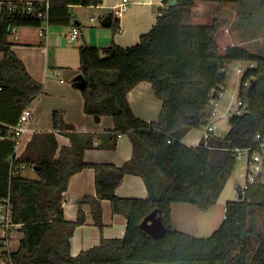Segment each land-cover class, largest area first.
I'll return each instance as SVG.
<instances>
[{
    "label": "trees",
    "instance_id": "16d2710c",
    "mask_svg": "<svg viewBox=\"0 0 264 264\" xmlns=\"http://www.w3.org/2000/svg\"><path fill=\"white\" fill-rule=\"evenodd\" d=\"M196 1L163 0L156 23L132 46L113 41L103 47H79L80 69L86 79L81 89L85 111L111 115L114 120L112 132L99 134L103 139L110 137L101 146L116 147L119 133L131 138L133 156L122 166L84 161V151L93 146L96 135L76 130L65 120L63 110L53 112V130L35 132L23 153L16 156L17 141L7 133L8 127L43 93L44 85L31 76L12 49L10 28L39 26L45 20L0 10V195L11 196L13 218L23 232L19 248L10 254L13 264H264V181L251 186L242 200L227 202L226 216L210 236L199 237L173 224V203L206 209L217 202L238 161L234 149L256 144L257 133L264 132V56L241 46L220 53L215 38L229 19L219 15L211 25L200 26L197 41L189 40L196 36L195 27L189 25ZM100 2L49 0L48 21L66 24L70 6ZM176 14L181 15L179 23ZM235 59L256 61L240 79L239 97L248 102L247 111L230 116L224 136L211 135L198 145L186 144L183 139L191 130L209 123L211 92L225 85ZM141 81H149L162 101L157 119H144L132 107L129 92ZM56 131L71 140L59 153ZM21 165L34 167L38 177L12 175ZM87 166L96 170L97 194L84 196L80 204H91L95 223L102 228V200L108 198L112 210L124 214L128 224L124 236L103 237L98 245L73 255L71 237L85 222V214L80 209L76 220L65 218L64 192L71 176ZM127 173L143 177L147 197L117 195L116 188ZM155 209L166 226L158 238L140 227Z\"/></svg>",
    "mask_w": 264,
    "mask_h": 264
},
{
    "label": "crops",
    "instance_id": "0c3cea01",
    "mask_svg": "<svg viewBox=\"0 0 264 264\" xmlns=\"http://www.w3.org/2000/svg\"><path fill=\"white\" fill-rule=\"evenodd\" d=\"M30 1L42 3L47 0ZM121 1L123 0H101L98 4L72 5L69 7L70 21L66 24L49 23L43 34L40 32L41 25H24L18 27L16 38L9 35L12 49L24 62L28 72L35 80L44 85L43 93L35 97L27 106L33 110V116L27 122L23 135L17 141L15 149L17 157L26 149L35 132L54 129L53 112L63 110L65 120L73 124L76 130L96 135L93 146L84 151V161L122 166L132 158L133 144L127 133L118 134L116 147L105 148L101 146V144H105V141H109L110 137H104L103 139L99 137V134L104 135L112 132L114 128L113 117L111 115H101L97 120L94 115L86 113L81 89L75 85L74 81L75 77L81 73L79 57V47L81 45L92 44L103 47L113 41L123 47L137 44L141 35L148 32L156 23L157 15L163 5V0H128V10L122 16H117L114 12L115 7ZM204 4L209 5L206 12H203L205 19L211 18L213 20L216 15L229 19V23L219 30L215 38L220 53L226 54L232 47L241 46L251 54L264 56V0H258L254 3L251 0L235 1L230 6L224 3L220 6H212L210 3ZM81 6H87V8L95 11L89 20H80L79 8ZM217 7L218 10H216ZM238 8L244 11V14L239 13L236 10ZM255 11L259 14L256 15ZM108 15L112 16L110 25L102 24L103 19ZM197 23L202 24L204 22L200 20ZM75 25L79 27L80 33L77 39L71 40L69 35ZM118 27H120V30L117 29ZM2 59L3 52L0 51V61ZM250 63L256 65L254 59L250 60ZM129 99L138 116L147 120L158 118L162 101L154 95L152 84L149 81L138 83L129 92ZM224 109L225 107L220 110L223 111ZM203 131L201 129V133L197 135V129H193L184 137L183 141L188 145H198ZM56 137L59 145L58 153L63 146L71 145L69 136L56 131ZM29 171L33 172L32 176L28 174ZM21 173L30 178L38 177L35 168L31 166L24 167ZM116 193L121 197L145 198L148 196L149 191L142 176L127 173L117 186ZM88 194H97L96 170L93 166H87L73 174L69 180L68 188L64 192L63 211L65 218L76 220L80 209L85 214V222L76 227L71 237V253L73 255L98 245L103 237H122L127 229V217L124 214L115 213L112 210L111 200L108 198L102 200L103 227L100 228L95 223L91 204L88 202L80 204V200ZM178 208L182 209V212H193L192 207L188 205H179L178 202L173 203L172 220L174 226L190 234L197 233V221L195 225L196 232L179 228L175 221V212ZM225 209L226 206L224 211ZM194 210L197 212L196 209ZM191 217L195 216L192 215ZM223 217H225V212ZM195 218L197 219V217ZM20 232L23 236L22 230ZM21 238L17 234L11 239L10 247L12 251L19 248ZM15 239H18V247L13 249L14 242L12 241Z\"/></svg>",
    "mask_w": 264,
    "mask_h": 264
},
{
    "label": "built area",
    "instance_id": "2783aa9c",
    "mask_svg": "<svg viewBox=\"0 0 264 264\" xmlns=\"http://www.w3.org/2000/svg\"><path fill=\"white\" fill-rule=\"evenodd\" d=\"M37 2L30 0H0V10L7 9L11 12H17L20 14L33 15L42 20H45L44 24L41 25L40 32L43 34L47 26L49 24L48 21V9L50 6L49 1L42 2V5L38 6ZM129 8L128 0L121 1L115 7V14L117 16H122L125 11ZM17 25H13L10 29V35L16 38V33L18 31ZM80 30L76 25L72 27L69 38L71 40L77 39L79 36ZM254 63H250L248 68L254 67ZM246 71V69L238 68L237 72L240 76ZM241 79V77H240ZM239 79V86L241 80ZM246 85L249 84V81L245 82ZM227 89L226 85H221L220 87L214 88L211 92L210 100L208 103V113L210 116L209 123L204 127L203 135L201 140L208 141L211 135L224 136L226 131L219 129L217 125V121L220 118H230L232 114H230L231 109L234 110V114H243L247 111L248 102L242 97H236L235 93L231 94V99L228 103H225V109L220 110V106L222 105V98L226 95ZM236 97V98H235ZM33 110L30 107H26L21 115L19 121L8 127L7 133L12 135V137L18 141L23 135L27 122L32 118ZM2 134L0 133V136ZM256 138L259 140L256 144L247 146V147H238L235 148V154L237 158L246 157V182L240 187V194L236 200L240 201L243 199L244 194L248 192V190L255 183L259 181H264V132L259 131L256 135ZM200 140V141H201ZM25 166L21 165L15 167L12 171V175L19 174L22 172ZM226 210V209H225ZM13 203L11 200V196L8 195H0V245H2L3 250L0 252V264H13L11 260V252L12 249L10 247L11 239L20 232L21 224L16 223L13 218ZM226 216V215H225Z\"/></svg>",
    "mask_w": 264,
    "mask_h": 264
},
{
    "label": "rangeland",
    "instance_id": "374dc122",
    "mask_svg": "<svg viewBox=\"0 0 264 264\" xmlns=\"http://www.w3.org/2000/svg\"><path fill=\"white\" fill-rule=\"evenodd\" d=\"M258 0H251L252 3L257 2ZM235 1H228L225 2L224 4L226 5H231V3H234ZM204 3H210L212 6L214 5H222L223 3H221L220 0H199L198 2L196 1L195 5L192 7V14H191V22L189 23V25L194 26L195 27V38L190 36V34H188L189 40L195 39L194 41H197V33H201V25L202 26H206V25H211L212 20L211 18L209 19H205L204 18V13L206 12V10L209 8V5H205ZM216 10H218V7L216 8ZM238 10V12H242V14H244V11H241V9H236ZM79 14L81 15L80 20L85 21L86 19L89 20L90 16L92 14H94V10L91 8H87V6H81L79 8ZM77 11L75 10V14ZM198 12V13H197ZM254 12V11H253ZM246 13V12H245ZM252 13V12H251ZM74 14V13H72ZM181 14V13H180ZM180 14H176L177 17V23H179L181 21L180 18ZM247 14V13H246ZM255 14H259V12L255 11ZM221 16V15H219ZM259 16V15H258ZM222 19H224L225 17L221 16ZM203 21L204 23L200 24L197 23L199 21ZM197 25L199 26V29L197 30ZM203 33V30H202ZM191 51V50H190ZM189 52V51H188ZM197 54H202L201 52L197 53ZM250 63V60L248 59H235L233 61H231L230 65H229V69H228V73H227V78H226V87H227V93L226 95L222 98V104L224 105V103H228V101H230L231 99V94L235 93L236 97L238 96V92H239V78L240 75H238L237 72V68L238 67H242L244 69L248 68V65ZM235 97V98H236ZM223 105H221L219 108L222 109L224 108ZM230 114H234V110L231 109ZM217 125L219 129L228 130V118H220L217 121ZM204 130V128H203ZM201 133V129H197V135H199ZM246 164H247V159L246 157H241L238 158L236 167L232 173V175L230 176L227 184L225 185V187L223 188L221 195L219 197V199L217 200V202H215L214 204H212L210 207L206 208V209H201L198 206H195L194 204L191 203H187V202H178L179 205H188L189 207H192L193 212H182V209L178 208L177 211L175 212V221L178 224L179 228H183L189 232H196L195 230V225H196V221H197V233H193L196 236L199 237H207L210 236L216 229H218L220 227V225L222 224L223 220H224V208L227 204L228 201L230 200H236L237 197L240 194L239 191V187L243 186L246 182ZM28 174L30 176L33 175L32 171H29ZM196 209L197 212L194 210ZM197 213V216H196ZM192 215H194L195 217H197V219L195 217H191ZM185 225V226H184ZM19 238H21L22 233L19 232L18 233ZM18 239H15L12 245L13 249H16L18 247ZM3 246L0 245V252L3 250Z\"/></svg>",
    "mask_w": 264,
    "mask_h": 264
},
{
    "label": "water",
    "instance_id": "95a60500",
    "mask_svg": "<svg viewBox=\"0 0 264 264\" xmlns=\"http://www.w3.org/2000/svg\"><path fill=\"white\" fill-rule=\"evenodd\" d=\"M111 19H112L111 15L106 16L103 19L102 24L110 25ZM74 81H75V85L80 89H82L86 84L85 76L82 73L77 75ZM95 118L99 120L100 116L95 115ZM140 227L154 238L161 237L166 232V226L161 216L158 214L157 209L151 211L143 218V220L140 223Z\"/></svg>",
    "mask_w": 264,
    "mask_h": 264
}]
</instances>
